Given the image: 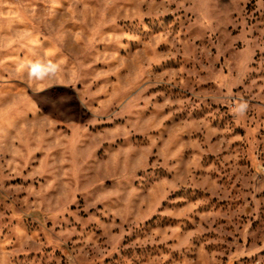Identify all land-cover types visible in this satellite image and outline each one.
<instances>
[{
  "label": "rangeland",
  "instance_id": "rangeland-1",
  "mask_svg": "<svg viewBox=\"0 0 264 264\" xmlns=\"http://www.w3.org/2000/svg\"><path fill=\"white\" fill-rule=\"evenodd\" d=\"M0 264H264V0H0Z\"/></svg>",
  "mask_w": 264,
  "mask_h": 264
},
{
  "label": "clouds",
  "instance_id": "clouds-1",
  "mask_svg": "<svg viewBox=\"0 0 264 264\" xmlns=\"http://www.w3.org/2000/svg\"><path fill=\"white\" fill-rule=\"evenodd\" d=\"M54 66L44 68L39 63L32 65L31 74L37 77H42L48 71H54ZM247 109L246 103H240L236 108L233 109L234 112L243 115L244 111Z\"/></svg>",
  "mask_w": 264,
  "mask_h": 264
}]
</instances>
